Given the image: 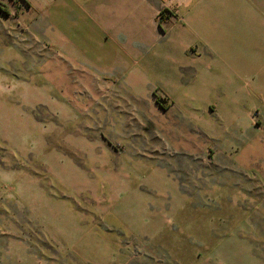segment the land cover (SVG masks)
I'll list each match as a JSON object with an SVG mask.
<instances>
[{"label":"rangeland","instance_id":"1","mask_svg":"<svg viewBox=\"0 0 264 264\" xmlns=\"http://www.w3.org/2000/svg\"><path fill=\"white\" fill-rule=\"evenodd\" d=\"M237 3L242 53L259 71L229 76L225 101L232 108L224 112L220 142L197 128L179 140L170 125L162 128L166 140L161 137L156 119L162 113L164 121L172 120L173 112L156 98L167 108L173 96L158 88L137 112L144 125L128 126L130 140L112 142L116 135L123 138L124 130L118 126L110 133L108 118L129 120L135 104L113 100L100 88L121 83L81 78L48 49L42 62V47L32 44L35 72L29 81L43 83L37 76L43 70L55 104L24 107L22 115L0 110V264H264V0ZM233 19L229 15L224 24ZM15 35L22 33L12 31L10 40ZM163 43L172 44L167 37ZM19 75L27 73L20 69ZM165 78L144 81L170 87L171 78ZM189 79L185 74L178 80ZM250 112L258 127L248 135L258 134L260 142L237 159L241 145L234 119ZM79 137L108 142L122 153L115 160L102 158L96 147L94 164L76 146ZM122 164L131 168L125 175L116 168ZM157 167L169 179L160 183Z\"/></svg>","mask_w":264,"mask_h":264},{"label":"crops","instance_id":"2","mask_svg":"<svg viewBox=\"0 0 264 264\" xmlns=\"http://www.w3.org/2000/svg\"><path fill=\"white\" fill-rule=\"evenodd\" d=\"M237 4V0H0V110H14L22 115L26 113L25 108L55 104L50 93L52 85L43 70L37 74L43 83L36 86L29 81L35 72L36 50L32 49V44L36 43L42 47L38 52L42 62L45 56L48 58L45 55L48 49L69 64L71 70L81 74V78L121 83L110 88L99 87L103 95L113 100L136 105H131L129 120L117 114L108 118L110 133L116 132L118 126L124 130L123 138L116 135L117 140L110 139L112 142L127 140L128 126L144 125L137 112L155 88L173 96L171 105L165 107L173 112V119L165 116L164 121L162 113L156 119L161 137L165 139L163 126L170 125L173 131L177 130L179 140H186L187 133L195 135L194 128H197L198 134L220 142L225 132L221 128L224 112L232 108L225 101L231 88L227 81L229 76L234 77L235 71H259L252 57L242 53V34L235 28L239 25ZM167 5L176 7L177 13L166 14L161 19L160 12ZM229 15L234 19L227 26L224 21L229 20ZM228 29L230 33L225 31ZM12 31L22 36L15 35L10 40ZM166 37L172 44L164 45ZM20 69L27 75H19ZM185 74L191 79L178 80ZM162 76L171 78L170 87L161 88L144 81L146 77L162 79ZM196 79L203 80L202 86L195 83ZM210 94L219 95L221 101L206 97ZM24 117L31 118L29 114ZM234 120L235 140L241 145L236 155L238 159L245 150L258 147L260 140L258 134L248 135L258 127L251 112ZM131 139L137 138L132 136ZM141 140L139 131L138 141ZM77 142L78 149L90 155L94 164L98 159L96 147L103 150L102 158L114 159L122 153L108 142L97 145L87 137H79ZM127 156L129 159V154ZM116 168L124 175L131 169L125 164ZM153 171L160 183L169 179L166 170L157 167ZM146 172L138 170L140 174ZM175 191L181 194L177 184ZM23 255L24 258L30 256L24 252ZM30 259L34 262V258Z\"/></svg>","mask_w":264,"mask_h":264},{"label":"trees","instance_id":"3","mask_svg":"<svg viewBox=\"0 0 264 264\" xmlns=\"http://www.w3.org/2000/svg\"><path fill=\"white\" fill-rule=\"evenodd\" d=\"M167 11H168V10L165 9V10H163V11L160 12V18H161V19H163L164 15H165V13H166ZM156 101H157V103H158L159 105H161L162 107L165 108V106L162 104V102L160 101L159 98H156Z\"/></svg>","mask_w":264,"mask_h":264},{"label":"built area","instance_id":"4","mask_svg":"<svg viewBox=\"0 0 264 264\" xmlns=\"http://www.w3.org/2000/svg\"><path fill=\"white\" fill-rule=\"evenodd\" d=\"M163 10H165V9H163ZM163 10H162V11H163ZM167 10H168V11H167L165 14L172 13V12H171L172 10H170V9H167Z\"/></svg>","mask_w":264,"mask_h":264}]
</instances>
